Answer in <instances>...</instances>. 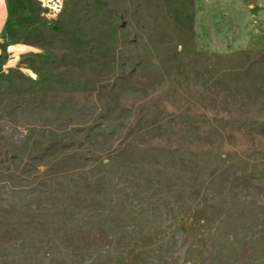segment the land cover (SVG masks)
Instances as JSON below:
<instances>
[{"label": "rangeland", "instance_id": "1", "mask_svg": "<svg viewBox=\"0 0 264 264\" xmlns=\"http://www.w3.org/2000/svg\"><path fill=\"white\" fill-rule=\"evenodd\" d=\"M8 5L0 264H264V24L248 4Z\"/></svg>", "mask_w": 264, "mask_h": 264}, {"label": "crops", "instance_id": "2", "mask_svg": "<svg viewBox=\"0 0 264 264\" xmlns=\"http://www.w3.org/2000/svg\"><path fill=\"white\" fill-rule=\"evenodd\" d=\"M242 2H246L248 4L250 15L255 18L254 23H257V20L260 18V20L264 24V0H242ZM8 17V0H0V36L5 29V26L7 25Z\"/></svg>", "mask_w": 264, "mask_h": 264}]
</instances>
